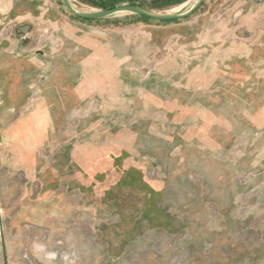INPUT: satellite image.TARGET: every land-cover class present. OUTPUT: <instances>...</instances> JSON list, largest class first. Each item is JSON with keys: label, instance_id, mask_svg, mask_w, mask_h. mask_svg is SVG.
<instances>
[{"label": "rangeland", "instance_id": "rangeland-1", "mask_svg": "<svg viewBox=\"0 0 264 264\" xmlns=\"http://www.w3.org/2000/svg\"><path fill=\"white\" fill-rule=\"evenodd\" d=\"M110 2L180 13L194 0ZM64 12L57 31L36 30L49 37L45 106L0 105V264H264V0H204L170 21ZM94 147L115 175L147 169L168 222L150 226L135 200L115 206L106 181L85 184L72 158Z\"/></svg>", "mask_w": 264, "mask_h": 264}, {"label": "crops", "instance_id": "crops-1", "mask_svg": "<svg viewBox=\"0 0 264 264\" xmlns=\"http://www.w3.org/2000/svg\"><path fill=\"white\" fill-rule=\"evenodd\" d=\"M70 1L79 10L93 11V8L89 6L86 8L77 6L76 3L79 4L83 0ZM64 8L55 7L51 0H0V105L8 107L20 103L25 107L30 102H35L37 100L35 78L49 68V64L44 62L47 56L33 54V51L38 48L45 50L43 47L47 46V43L41 42L42 37L38 41L42 44H37L32 51L18 34L15 36L9 34L11 29L18 25L35 22L50 26L51 30L57 31L67 19ZM68 16L71 17L69 13ZM37 28L38 26L36 30ZM36 30L34 29L32 35L38 36ZM10 73L22 75V84L15 87L10 86L8 79ZM46 102L47 100L40 98L34 104L35 106L43 105ZM48 254L51 258L56 257L54 251Z\"/></svg>", "mask_w": 264, "mask_h": 264}, {"label": "flooded vegetation", "instance_id": "flooded-vegetation-1", "mask_svg": "<svg viewBox=\"0 0 264 264\" xmlns=\"http://www.w3.org/2000/svg\"><path fill=\"white\" fill-rule=\"evenodd\" d=\"M63 4V3H62ZM73 15V14H72ZM74 18L78 20H83L80 17H77L73 15ZM29 24V23H27ZM23 25V24H22ZM32 26L31 31L27 34L29 38L26 37V39L23 37V35L18 34L21 38V40L25 41L27 45L30 47V49L33 51L39 44V38L42 37V43L46 42L48 44V39L49 37H43V36H36L32 35V32L34 29L36 30L37 23L30 24ZM20 25L16 26L14 28V32L17 27ZM17 34V32H15ZM45 35V34H43ZM37 37V38H36ZM40 43V44H42ZM45 48L47 47L44 45ZM47 56H49L47 54ZM48 58V57H47ZM85 150H89L88 148ZM82 156H88L87 154H84ZM79 156L78 160H87L86 165L90 168L89 176L87 175H82L80 172L78 173V176L84 177L85 179V184L91 183L94 179L95 175H100V176H105L106 183L109 184L110 186L108 187L110 190L106 192L105 199L111 201L115 206L117 205H122L123 203L128 202V200H135L138 202H141V208L139 211V218L147 221L150 226H162L164 222H168V214L163 212L161 214V217H163L162 221L159 220V217L154 216L156 211L160 209L154 202V198L157 195L155 192V188H157V185L155 183H151V179L153 177L149 176L147 174V169H140L138 167L130 168L126 167L122 169V172H120V175H115L112 173L111 169L109 167H119L117 163L114 164V159L111 158V160H108L105 156L100 158L99 161L94 160L93 157H82ZM116 158V157H115ZM74 160V158H72ZM120 161V160H117ZM103 166L102 168H98L99 166ZM128 165V164H127ZM98 168V173L96 172V169ZM106 169L107 172H106ZM113 174V175H112ZM94 175V176H93ZM95 181V180H94ZM108 190V189H107ZM150 208H148V204Z\"/></svg>", "mask_w": 264, "mask_h": 264}, {"label": "water", "instance_id": "water-1", "mask_svg": "<svg viewBox=\"0 0 264 264\" xmlns=\"http://www.w3.org/2000/svg\"><path fill=\"white\" fill-rule=\"evenodd\" d=\"M64 7L67 9V11H69L71 14L80 17V18H84V19H97V18H104V17H108V16H112L118 13H131V14H137V15H142L151 19H155V20H160V21H167V20H175V19H183L186 18L190 15L193 14V12H195L203 3L204 0H194V2L192 3V5L186 9L183 12L180 13H156V12H152L149 11L147 9L138 7V6H134V5H120V6H116L113 8H109V9H97V10H93V11H83V10H79L77 9L70 0H61ZM32 29V26L30 24H23L20 25L19 27L16 28L15 32H17V34L23 35V37L26 39L29 38V36L27 35ZM45 49V47H43ZM46 50V49H45ZM45 50L38 48L36 50L33 51V54L36 55H45L47 56L48 52H46ZM53 53V52H52ZM48 75L46 73H40L39 75H37V78H35V83L40 86L41 88L43 87V82H47ZM47 86L44 87V90L46 89ZM82 88V87H81ZM8 106V105H7ZM17 107L16 109H18L20 106L22 107L23 105L20 103H15L12 106H8V107ZM45 105H36L35 107H44ZM48 110L45 111V115H47ZM45 139H42V141H40L38 144L42 145ZM89 150L91 149V147L88 148ZM98 148L94 147L92 149V151H87L83 154H79V156H82L84 154H87L88 156H82V157H93L94 156V160L99 161L100 158L104 157L106 155V153H99ZM75 154V153H74ZM86 159L85 160H73V162L75 163V165L80 169L79 172L82 175H87L89 176V170L90 168L86 165ZM103 166H99L98 168H102ZM98 168L96 169V172L98 173ZM109 169H111V167L108 166ZM96 178L93 179L92 181V185L94 184L93 182L96 183H101L103 181H106L107 178H105V180L102 178V176L100 175H95ZM95 180V181H94ZM91 184V183H89ZM102 184V183H101ZM105 190L109 189L108 187L110 185H108L106 182L105 184ZM56 251V250H55ZM63 253V252H62ZM61 255V254H60ZM58 254H56L55 258H58ZM61 257H63V254L61 255ZM54 258V257H53Z\"/></svg>", "mask_w": 264, "mask_h": 264}, {"label": "built area", "instance_id": "built-area-1", "mask_svg": "<svg viewBox=\"0 0 264 264\" xmlns=\"http://www.w3.org/2000/svg\"><path fill=\"white\" fill-rule=\"evenodd\" d=\"M40 24L39 23H37V26H39ZM27 229L28 228H30V229H32V231H34V232H38V238L40 239V240H42V241H44V242H48L49 241V239H50V237H51V229L49 228V227H47V226H45V225H39V224H34V225H29L28 227H26ZM76 232H80L81 230L80 229H74ZM67 240L64 238V237H60L59 239H56L55 240V243H53L56 247H59L58 249L60 250V249H62V248H60V246H62L63 245V243H65ZM71 253L72 252H68V250L67 251H65L64 253H63V258H65V257H69V258H71ZM61 254V253H60ZM25 257H27L28 259H29V261H31V259L28 257V254L27 253H25V255H24ZM74 258H77V256L76 255H74Z\"/></svg>", "mask_w": 264, "mask_h": 264}, {"label": "trees", "instance_id": "trees-1", "mask_svg": "<svg viewBox=\"0 0 264 264\" xmlns=\"http://www.w3.org/2000/svg\"><path fill=\"white\" fill-rule=\"evenodd\" d=\"M106 1H107V0H106ZM110 1H111V0L107 1V3H110L109 6H101L100 4H98L97 6L100 7V8L103 7V8H106V9L108 8V9H109V8L116 7L118 4L121 3V2H118V3L113 4V2H110ZM105 3H106V2H105ZM107 3H106V4H107ZM139 16H142V15H139ZM142 17H145V16H142ZM147 18H148V17H147ZM81 19H82V18H81ZM83 20H88V19H84V18H83ZM175 20H178V19H175ZM167 21H170V20H167Z\"/></svg>", "mask_w": 264, "mask_h": 264}]
</instances>
